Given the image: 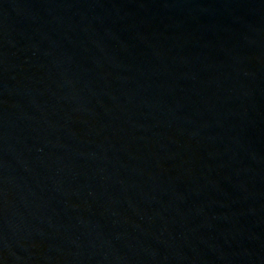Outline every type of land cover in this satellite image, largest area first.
I'll return each mask as SVG.
<instances>
[{"label":"water","instance_id":"water-1","mask_svg":"<svg viewBox=\"0 0 264 264\" xmlns=\"http://www.w3.org/2000/svg\"><path fill=\"white\" fill-rule=\"evenodd\" d=\"M0 264H264V0H0Z\"/></svg>","mask_w":264,"mask_h":264}]
</instances>
